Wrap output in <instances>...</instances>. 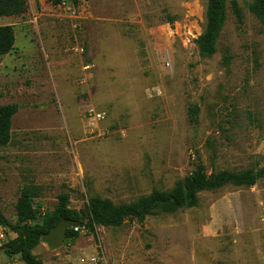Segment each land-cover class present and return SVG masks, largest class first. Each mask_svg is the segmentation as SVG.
<instances>
[{"label":"rangeland","instance_id":"1","mask_svg":"<svg viewBox=\"0 0 264 264\" xmlns=\"http://www.w3.org/2000/svg\"><path fill=\"white\" fill-rule=\"evenodd\" d=\"M207 1L28 0L23 14L0 17L15 32L0 55V104L18 105L0 144V207L12 224L29 185L47 212L66 193L73 209L92 196L131 203L199 162L209 173L264 166V18L255 0H226L208 56L196 42ZM90 106L104 118L93 121ZM198 196L33 252L45 264H264V178ZM18 243L0 224V264H26L11 253Z\"/></svg>","mask_w":264,"mask_h":264},{"label":"trees","instance_id":"2","mask_svg":"<svg viewBox=\"0 0 264 264\" xmlns=\"http://www.w3.org/2000/svg\"><path fill=\"white\" fill-rule=\"evenodd\" d=\"M59 5L64 0H46ZM226 0H208L206 7V26L201 36L196 39L203 54L211 56L216 52V41L224 22V5ZM28 0H0V17L20 15L27 11ZM233 8L238 15L236 1ZM250 10L259 18H264V0H255ZM15 44V32L12 25H0V55L9 53ZM17 104H0V144L6 145L12 137V117L17 112ZM264 178V166L255 169L234 171L222 169L209 173L206 166L199 162L191 174L178 181L169 190L154 189L148 195L140 196L131 203L116 204L109 198L92 196L84 208L73 209L67 205L69 195H60L57 207L52 211L41 212L35 206L34 199L38 196L35 186H25L18 199L16 208L18 223L12 224L3 214L0 207V224L6 229L16 232L19 236L18 246L11 253H18L26 264H45L34 254L44 233L49 232L63 218L80 222L78 229H68L66 238L74 243L82 228L92 232L96 237V226H118L127 218L144 221L150 214L157 212L173 213L184 207L198 204V194L205 190H215L227 184L236 186H252ZM11 251V250H10Z\"/></svg>","mask_w":264,"mask_h":264},{"label":"water","instance_id":"3","mask_svg":"<svg viewBox=\"0 0 264 264\" xmlns=\"http://www.w3.org/2000/svg\"><path fill=\"white\" fill-rule=\"evenodd\" d=\"M80 226V222L70 218L61 219L51 231L42 235L41 240L47 243L51 249H57L63 245L68 229L76 228Z\"/></svg>","mask_w":264,"mask_h":264},{"label":"built area","instance_id":"4","mask_svg":"<svg viewBox=\"0 0 264 264\" xmlns=\"http://www.w3.org/2000/svg\"><path fill=\"white\" fill-rule=\"evenodd\" d=\"M76 50H77V51H83V48H81V47H77ZM87 114L90 116V118H91L93 121H98V120L104 118V115H105L104 112H101V111L96 110L93 106H90V107L87 109ZM75 229H78V227H76ZM2 236H3V233H1V237H2Z\"/></svg>","mask_w":264,"mask_h":264}]
</instances>
